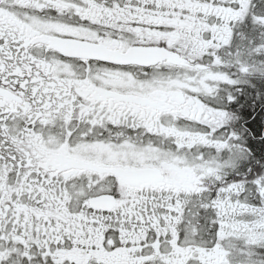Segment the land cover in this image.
<instances>
[{"label": "snow or ice", "instance_id": "snow-or-ice-1", "mask_svg": "<svg viewBox=\"0 0 264 264\" xmlns=\"http://www.w3.org/2000/svg\"><path fill=\"white\" fill-rule=\"evenodd\" d=\"M0 264H264V0H0Z\"/></svg>", "mask_w": 264, "mask_h": 264}]
</instances>
